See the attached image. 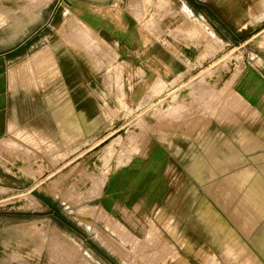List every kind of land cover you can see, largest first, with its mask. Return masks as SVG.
<instances>
[{
	"label": "crops",
	"instance_id": "0c3cea01",
	"mask_svg": "<svg viewBox=\"0 0 264 264\" xmlns=\"http://www.w3.org/2000/svg\"><path fill=\"white\" fill-rule=\"evenodd\" d=\"M134 1L51 0L17 27L0 17V188L75 163L90 169L84 192L96 185L82 205L32 189V207H9L20 213L7 219L50 211L52 220L58 208L103 217L97 240H74L80 251L21 264H264V27L253 26L264 0ZM14 5L0 0V14ZM227 46L240 58L223 68L215 59ZM147 109L139 149L102 156L113 122Z\"/></svg>",
	"mask_w": 264,
	"mask_h": 264
},
{
	"label": "rangeland",
	"instance_id": "374dc122",
	"mask_svg": "<svg viewBox=\"0 0 264 264\" xmlns=\"http://www.w3.org/2000/svg\"><path fill=\"white\" fill-rule=\"evenodd\" d=\"M50 1L51 0H43L37 4L35 2H31L30 0H15V5L12 6V9H5L3 12L10 10V14L13 15L17 12H21L25 10L24 13L21 14L24 16L27 12L30 11L31 12L30 15L27 16L30 19L32 16H34L37 13V11L40 8L46 6ZM255 1H262V0H255ZM255 10L256 12L258 11L261 12L262 9L259 8ZM261 16H263V14L259 13V15L255 17V21L253 25L254 33L261 31L262 28L264 27V19H261L260 18ZM244 35H245V30L240 32L239 37ZM238 41L243 42L245 41V39L239 38ZM235 58L236 59L240 58V51H236L234 47L227 46L225 47V50L215 60H217L216 63H220L223 68H227L231 63V61H233ZM132 114L129 115V112H127V115H125L126 117L125 119H122L120 121L115 120L111 125V129L109 130V135L104 137L103 142L100 143L99 145V147H101L102 145L104 146L103 147L104 152L102 156L107 157L109 161L114 159L118 154L125 155L126 157L129 156L130 154H133L136 148L139 149V147H137V143L140 146L141 142L143 143L149 137V130H150L149 110L147 109L146 112L141 115V118L139 116V118L136 119V121ZM135 127L138 130L140 127L141 134L139 131L137 133L135 132L136 130ZM40 170H41L40 177L45 175L46 178L44 179L43 177H41L40 179H38V177L36 176L37 182L35 184L30 183L22 187L16 186L15 188L17 189L0 188V264H11L7 261L9 257H13V259L15 260L14 264H21L20 257L24 255H29L32 259L33 258L37 259L39 256H42V258L47 256H58V257L59 255L63 256L61 254L66 255L70 252L71 249L74 251L76 250L80 251L79 244L76 243V241L81 242L83 240L86 242L87 240H97L99 237L94 231V227L98 229L100 232H103L102 230L103 228L101 227V223H102L101 221L103 217H101L98 222H94L93 224L92 221H86L80 217H76L74 214H70L69 208H58L52 220L48 218V216H50L49 213L50 211L49 212L28 211L26 212L25 215L26 216L25 218H27V220H23V221H18L15 219L14 220L7 219L8 217H11V215H8L9 213H16V214L20 213L19 211H15V210L8 211L7 209L9 207L12 206L32 207V205L30 204L33 201L32 200L33 197L29 196L30 195L29 192H32L31 191L32 189L35 192L39 191L40 189L41 193L42 191L44 192V190L48 192H52V191L62 192L63 195H65L66 199H70V202L73 205H79V204L82 205L84 199L95 194L96 185H94L90 193L84 192L83 190L84 187L86 186L85 181L87 179V176L89 175L88 173H90L89 171L90 169L86 168L84 164L75 163L73 164V166L70 165L67 167L63 166L57 169L46 167V168H41ZM27 171H29L28 173H30L31 175L36 174L34 173V171H32V169H27ZM54 175L59 176V178H57L58 182H52L53 180L51 177ZM43 180L45 182H43ZM69 180H71L72 182H69ZM20 190H24V191L28 190V191L24 193V191H20ZM22 194H27L26 199ZM46 201L49 204H53L55 202L52 196L51 197L46 196ZM73 208L74 210L77 209L74 206ZM77 210L82 213H92L94 208L93 206H82ZM101 213H103V209H101ZM16 216H20V215H16ZM29 222L36 223V228L38 227L37 234L38 236L40 234V236L39 239L36 241L33 238H38V237L32 238V235L28 232L29 242L22 244L21 237L23 235L20 232H24L27 226H29ZM12 226L14 228L13 229L14 233H11ZM51 233L53 234L51 235ZM59 233L62 235L59 236ZM57 235L59 239L58 238L56 239ZM66 235L68 239H66ZM106 236L108 235L106 234ZM7 239H9V241L11 242L10 244H8L9 248L6 249V251H8L9 253L6 254L5 241ZM53 240H55L58 245H55L56 243L55 241L53 242ZM39 242L41 243L39 244ZM63 243L64 246L62 245ZM50 245L51 247H53L54 245L57 248L58 246H60L61 248L59 247L58 250L57 248L54 247L51 248ZM76 246L78 248H75ZM55 249L56 251H54ZM60 249H62L63 252ZM60 251L62 253H60ZM16 261H19V263H16Z\"/></svg>",
	"mask_w": 264,
	"mask_h": 264
},
{
	"label": "bare ground",
	"instance_id": "6f19581e",
	"mask_svg": "<svg viewBox=\"0 0 264 264\" xmlns=\"http://www.w3.org/2000/svg\"><path fill=\"white\" fill-rule=\"evenodd\" d=\"M30 1H31V2H35V3L38 4L39 2H41V1H43V0H30ZM131 1H132V0H131ZM133 1H134V0H133ZM138 1H139V0H138ZM145 1H146V0H145ZM147 1H148V0H147ZM114 2H115V1H114ZM134 2L137 3L136 1H134ZM135 3H134V4H135ZM137 4H138V3H137ZM135 5H136V4H135ZM24 11H25V10H24ZM24 11L17 12V13H15V14L12 15V14H10V10H8V11H5V12H1L0 17H2L3 20L6 19V20L12 22V24H13L15 27H17V26H19V25L22 23V21L24 20V18L27 17L28 15H30V13H31V12L29 11V12H27V13L23 16V15H21V14H23ZM65 11H66V10H65ZM142 14H143V13H142ZM35 15H36V14H35ZM35 15H34V16H35ZM140 15H141V14H140ZM34 16H32L30 19H32ZM0 19H1V18H0ZM71 20H73V19H71ZM77 20H78V19H77ZM77 20L75 19V22H76ZM0 21H2V20H0ZM63 21H64V20H63ZM63 21H62V22H63ZM66 21H67V20H66ZM73 22H74V21H73ZM77 22H79V21H77ZM70 24H71V23H70ZM83 24H84V22H83ZM77 25H78V24H77ZM79 25H80V22H79ZM81 25H82V23H81ZM81 25H80V26H81ZM86 25H87V23H86ZM200 25H202V24H200ZM72 26H74V29H75L76 23H75V25L72 24ZM72 26H71V27H72ZM84 27H85V26H84ZM84 27H83V29H84ZM78 28L80 29V28H82V27H78ZM86 28H87V27H85V29H86ZM70 29H71V28H70ZM79 29H78V31H79ZM87 29H88V28H87ZM80 30H81V29H80ZM93 30H94V29H93ZM93 30H92V31H93ZM195 30H196V29H195ZM69 31H70V30H69ZM71 31H72V30H71ZM71 31H70V32H71ZM78 31H77V27H76V32H78ZM81 31H82V30H81ZM81 31H80V34L82 33ZM86 31H88V30H86ZM193 31H194V29H193ZM89 32H90V31H89ZM93 32H94V33H93ZM93 32H91V33H93V34L96 33L95 31H93ZM190 32H191V31H190ZM190 32H189V34H190ZM208 32H209V31H208ZM72 33H73V32H72ZM78 34H79V33H78ZM80 34H79V35H80ZM86 34H89V33H85V35H86ZM96 34L98 35V33H96ZM191 34H192V33H191ZM191 34H190V35H191ZM193 34H195V33H193ZM197 34H198V33H197ZM70 35H71V34H70ZM81 35H83V34H81ZM195 35H196V34H195ZM74 36H75V35H74ZM93 36H94V35H93ZM93 36H92V38H93ZM191 36H192V35H191ZM189 37H190V36H189ZM195 37H196V36H195ZM87 38H88V36H87ZM89 38L92 40L91 36H89ZM94 38H95V36H94ZM98 38L101 40L100 36H98ZM70 39H71V38H70ZM73 39H74V38H73ZM76 39H77V38H76ZM85 39H86V38H85ZM85 39H84V40H85ZM192 39H193V36H192ZM71 40H72V39H71ZM78 40H79V39H78ZM88 41H89V40H88ZM76 42H78V41H76ZM81 42H83V38H82ZM91 42H92V41H90V43H91ZM97 42H100V41H97ZM79 43H80V42H79ZM83 43H84V42H83ZM88 43H89V42H88ZM102 43H103V41H102L100 44H102ZM77 44H78V43H77ZM85 44H86V43H85ZM91 44H92V43H91ZM95 44H96V43H95ZM103 44H104V43H103ZM86 45L91 46L90 44H86ZM92 45H94V44H92ZM96 45H97V44H96ZM82 46L84 47V45H82ZM94 46H95V45H94ZM97 46H98V45H97ZM97 46H96V47H97ZM103 46H104V45H103ZM85 47H86V46H85ZM96 47H95V48H96ZM106 47H107V46H106ZM106 47H105V48H106ZM86 48H87V47H86ZM86 48H85V49H86ZM91 48H92V47H89V48H87V49H91ZM95 48H93V49H95ZM102 48H103V47H102ZM107 48H108V47H107ZM96 49L99 50V52H100V50H101V49H100V46H99L98 48H96ZM103 50H104V49H103ZM86 51H87V50H86ZM90 51H91V50H90ZM106 51H107V50H106ZM93 52H94V51H92V52H90V53L93 55ZM95 52H96V50H95ZM102 52H103V51H102ZM52 53H53V52H52ZM105 53H106V52H105ZM87 54H89V51H87L86 55H87ZM103 54H104V52H103ZM92 55H91V56H92ZM99 55H100V54H99ZM89 56H90V55H89ZM100 56H101V55H100ZM87 57H88V56H87ZM101 57H102V56H101ZM115 57H116V56H115ZM94 58H95V57H94ZM106 60H107V59H106ZM108 60L110 61V59H108ZM109 61H106V62L109 63ZM111 61H112V59H111ZM99 62H100V61H99ZM99 62H98V63H99ZM101 62H102V61H101ZM101 62H100V63H101ZM102 63H103V62H102ZM91 64H92V63H91ZM103 64H104V63H103ZM106 65H107V64H106ZM98 66H101V65H98ZM99 68H100V67H99ZM101 68H102V66H101ZM113 68H114L115 70H117V69H116L117 67H113ZM115 70H114V71H115ZM106 73H107V72H106ZM108 73H109V72H108ZM106 75H107V74H106ZM104 76H105V75H104ZM107 76H108V75H107ZM115 77L118 78V76H115ZM108 78H109V77H107L106 79H108ZM110 78H111V77H110ZM110 78H109V79H110ZM117 78H116V79H117ZM106 79H105V80H106ZM116 79H115V80H116ZM106 81H107V80H106ZM117 81H118V80H117ZM103 82H104V81H103ZM108 82H109V80H108ZM104 83H105V82H104ZM106 83H107V82H106ZM106 83H105V85H106ZM109 83H111V82H109ZM109 83H108V84H109ZM108 84H107V85H108ZM109 85H111V84H109ZM115 86H116V88H117V84H116V83L114 84V87H115ZM118 87H119V86H118ZM120 87H121V86H120ZM105 88L107 89V86H106ZM108 88H109V87H108ZM121 88H122V87H121ZM110 89H111V88H110ZM114 90H115V89H114ZM120 90H121V89H120ZM108 91H109V89H108ZM110 91H111V90H110ZM115 91H116V93H115V92H114V93H115L116 95H117V93H120L119 89H116ZM117 91H118V92H117ZM122 91H123V90H122ZM122 91H121V93H122ZM111 92H112V91H111ZM111 94H112V93H111ZM115 94H114V96H115ZM168 94H169V92H168ZM168 94H167V95H168ZM170 94H171V93H170ZM122 96H123V95H122ZM119 99H122V98L119 97ZM119 99H118L117 101H119V102L122 101V100H119ZM122 102H123V101H122ZM117 103H118V102H117ZM105 106H106V105H105ZM107 107H108V106H107ZM177 107H178V106H177ZM178 119H179V118H178ZM10 125H11V123H10ZM12 125L14 126V124H12ZM12 125H11V126H12ZM13 126H12V127H13ZM15 126H17V125H15ZM9 127H10V126H9ZM9 127H8V128H9ZM22 127H23V126H22ZM8 128H7V129H8ZM15 128H16V127H15ZM15 128H11V127H10L9 130H10V129H13V132H14V131L16 130ZM14 129H15V130H14ZM19 130H20V128H19ZM25 130H26V129H24V131H25ZM15 132H17V130H16ZM22 132H23V130H22ZM9 133H10V131H9ZM28 134H29V133H28ZM33 138H35V137L33 136ZM42 138H43V137H42ZM43 139H44V138H43ZM43 139H42V140H43ZM38 141H39V140H38ZM48 142H49V141H48ZM50 142H51V141H50ZM51 143H52V142H51ZM63 145H64V144H63ZM246 147H247V146H246ZM247 150H248V149H247ZM85 152H86V151H85ZM82 154H83V153H82ZM76 156H77V155H76ZM73 158H74V157H73ZM76 158H77V157H76ZM69 161H70V160H69ZM70 162H71V161H70ZM56 169H57V168H56ZM53 172H54V171H53ZM53 172H52V173H53ZM58 174H60V173H58ZM255 174H256V173H255ZM50 175H51V174H50ZM50 175H49V176H50ZM49 176H48V177H49ZM43 181H44V180H43ZM35 182H36V180H35ZM44 182H45V181H44ZM34 184H35V183H34ZM37 184H38V183H37ZM46 184H47V183H46ZM229 184H230V183H229ZM251 185H253V184H251ZM233 187H234V186H233ZM235 187H236V186H235ZM238 187L240 188V186H238ZM258 187H259V186H258ZM261 189H262V188H261ZM237 190H238V189H237ZM237 190H236V191H237ZM239 190H240V189H239ZM263 193H264V192H263ZM260 194H261V193H260ZM22 195H24V198L26 199V195H27V194H22ZM261 195H263V194H261ZM250 198H251V197H250ZM253 199H254V198H253ZM255 201H256V199H255ZM255 201H254V202H255ZM255 204H256V203H255ZM258 204H260V203L258 202ZM262 204H263V203H262ZM53 227H54V226H53ZM37 228H38V227H37ZM37 228H36V223H35V222H29V226H27V228L24 230V232H20V233H22V235H25V233H28V232H29V233L32 235V238H33V237H38V238H33L34 240L37 241V240L39 239V236H40V234H39V236H38V234H37V233H38ZM56 230H57V229H56ZM211 230H213V229H211ZM211 230H210V231H211ZM51 231H52V230H51ZM58 231H59V230H58ZM227 232H228V231H227ZM45 233H46V232H45ZM61 233H63V232H61ZM52 234H53V233H51V235H52ZM125 234H126V233H125ZM226 234H227V233H226ZM226 234H225V235H226ZM60 235H62V234L59 233V236H60ZM101 235H102V234H101ZM45 236H46V235H45ZM227 236H228V234H227ZM231 236H233V235L231 234ZM46 237H47V236H46ZM49 237H50V236H49ZM104 237H105V236H104ZM131 237H132V236H130V238H131ZM228 237H229V236H228ZM233 237H234V236H233ZM40 238H41V237H40ZM54 238H55V235H54ZM57 238H58V235H57L56 239H57ZM133 238H134V237H133ZM230 238H231V237H230ZM237 238H238V237H236V239H237ZM43 239H44V238H43ZM49 239H50V238H49ZM58 239H59V238H58ZM66 239H68L67 235H66ZM131 239H132V238H131ZM222 239H223V237H222ZM233 239H234V238H233ZM223 240H224V239H223ZM234 240H235V239H234ZM51 241H52V240H51ZM54 241H55V240H53V242H54ZM131 241H132V240H131ZM237 241H238V239H237ZM60 242H61V241H60ZM110 242H111V241H110ZM40 243H41V242H39V244H40ZM47 243H48V242H47ZM55 243H56V241H55ZM107 243H109V242H107ZM48 244H49V243H48ZM243 244H244V243H243ZM55 245H58V244L56 243ZM60 245H61V243H60ZM62 245L64 246V243H63ZM109 245H110V244H109ZM144 245H146V244H144ZM232 245H233V244H232ZM246 245H247V244H246ZM63 246H62V248H63ZM110 246H111V245H110ZM46 247H47V246H46ZM50 247H51V245H50ZM50 247H49V248H50ZM53 247H54V248H57V247H55L54 245H53ZM53 247H51V248H53ZM59 247H60V246H58V248H57L58 250H59ZM60 248H61V247H60ZM67 248H68V247H67ZM67 248H65V249H67ZM111 248H112V247H111ZM116 248H117V247H116ZM114 249H115V248H114ZM119 249H120V248H119ZM52 250H53V249H52ZM60 250L62 251V249H60ZM115 250H116V249H115ZM50 251H51V250H50ZM54 251H56V249H55ZM61 251H60V253L63 252V251H62V252H61ZM117 251H118V250H117ZM119 251H120V250H119ZM119 251H118V252H119ZM52 252H53V251H52ZM58 252H59V251H58ZM58 252H56V253H58ZM64 252H65V251H64ZM118 252H117V253H118ZM124 252H125V251H124ZM47 253H48V252H47ZM65 253H66V252H65ZM122 253H123V252H122ZM125 253H126V252H125ZM248 253H249V252H248ZM120 254H121V253H120ZM126 254H127V253H126ZM141 254H142V253H141ZM212 254H213V253H212ZM58 255H59V254H58ZM61 255H64V254H61ZM122 255H123V254H122ZM127 255H129V254H127ZM253 255H254V254H253ZM59 256H60V255H59ZM67 256H68V254H67ZM120 256H121V255H120ZM124 256H125V254H124ZM137 256L140 257V255H137ZM64 257L66 258V256H64ZM125 257H126V256H125ZM129 257L131 258V256H129ZM134 257H135V256H134ZM252 257H253V256H252ZM122 258H123V257H122ZM127 258H128V257H127ZM130 258H129V259H130ZM5 260H6V259H5ZM124 260H125V259H124ZM248 260H250L249 257H248ZM7 261L9 262V260H7ZM127 261H128V259H127ZM248 262H249V261H248ZM248 262H247V263H248ZM250 262H252V261H250ZM131 263H132V262H131Z\"/></svg>",
	"mask_w": 264,
	"mask_h": 264
}]
</instances>
